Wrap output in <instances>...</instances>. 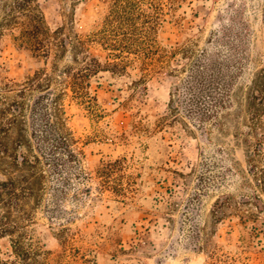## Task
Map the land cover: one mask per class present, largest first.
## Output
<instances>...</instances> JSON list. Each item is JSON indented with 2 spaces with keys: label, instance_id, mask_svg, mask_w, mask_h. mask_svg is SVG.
Listing matches in <instances>:
<instances>
[{
  "label": "rangeland",
  "instance_id": "obj_1",
  "mask_svg": "<svg viewBox=\"0 0 264 264\" xmlns=\"http://www.w3.org/2000/svg\"><path fill=\"white\" fill-rule=\"evenodd\" d=\"M12 2L0 182L33 174L21 155L44 157L33 194L0 204V264L17 259L5 229L23 264H264V0H35L51 33L99 58L89 101L61 83L80 65L70 47L17 45ZM55 121L72 161L39 140Z\"/></svg>",
  "mask_w": 264,
  "mask_h": 264
},
{
  "label": "trees",
  "instance_id": "obj_2",
  "mask_svg": "<svg viewBox=\"0 0 264 264\" xmlns=\"http://www.w3.org/2000/svg\"><path fill=\"white\" fill-rule=\"evenodd\" d=\"M8 11L9 13L7 17H5L4 22L11 30L13 39L19 47L27 49L36 55L45 57L49 55L53 46L59 50L60 54L66 52L67 48L70 47L73 53V61H79L80 65L75 68L71 65H67L60 74L64 76L61 83L65 88L70 89L76 97L89 101L92 97L90 80L92 76H95L98 71L101 70V63L99 58L89 55L86 46L88 41L82 39L80 36L74 37L73 40L71 36L68 35L57 36L58 34H62L65 29L61 27H59L55 33H51L45 23L43 13L40 11L35 0H13L9 5ZM134 49L138 48L136 47ZM116 64L117 63H115V65ZM48 92L49 90L46 89L45 93ZM42 96L43 95H41V97ZM38 97H40V95ZM43 116L44 118H48V113L45 112ZM52 124L51 121H45L44 126L46 131ZM55 129L57 130L55 131L56 133L45 131V134L39 138V140L43 144L45 143V147H48V144H50L49 150H51L52 153L55 154L58 150L62 156L66 155L69 160H74L77 156L71 147L67 135L64 133V131H67L65 122L55 121L54 130ZM37 151L40 154L38 152L37 154H33V159H30L28 155H21V158H18L21 165H24L28 169H33V174H31L30 177L23 176V178H19L18 180L13 178L9 181L0 182V204H5L9 210L14 207L16 202L33 194V187L30 185L41 177L34 169L37 168L38 164L41 162V158L44 157V154L40 152V148H37ZM24 181L26 183H24ZM16 204V206H18V203ZM3 233L13 238V252L17 258L13 264L25 263L30 257V251H28L26 244L21 240L20 234L18 235L19 237H16L14 231L10 229L3 230Z\"/></svg>",
  "mask_w": 264,
  "mask_h": 264
}]
</instances>
